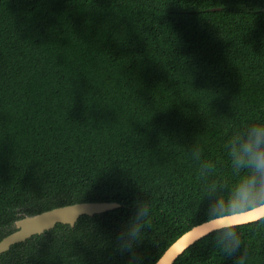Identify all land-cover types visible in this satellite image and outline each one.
Masks as SVG:
<instances>
[{"label":"trees","instance_id":"trees-1","mask_svg":"<svg viewBox=\"0 0 264 264\" xmlns=\"http://www.w3.org/2000/svg\"><path fill=\"white\" fill-rule=\"evenodd\" d=\"M264 124V0H0V239L23 215L81 216L11 246L0 264H153L227 213L251 169L235 146ZM137 201L147 216L135 215ZM139 226L133 252L121 231ZM211 232L172 264H264V218Z\"/></svg>","mask_w":264,"mask_h":264},{"label":"clouds","instance_id":"clouds-1","mask_svg":"<svg viewBox=\"0 0 264 264\" xmlns=\"http://www.w3.org/2000/svg\"><path fill=\"white\" fill-rule=\"evenodd\" d=\"M234 155V162L251 169V174L239 184L233 198L228 202L232 210L209 217V222L215 225L213 231L220 233L219 243L222 250L229 257L241 250L242 241L236 228L241 225L239 221L246 220L244 213H257V219L264 213V124L253 125L247 136L237 141ZM136 204L137 218L147 216L145 205L141 201ZM140 235L139 226L121 231L117 237L119 249L133 252L134 246L140 241ZM247 258V250L244 249L235 264H246Z\"/></svg>","mask_w":264,"mask_h":264},{"label":"water","instance_id":"water-1","mask_svg":"<svg viewBox=\"0 0 264 264\" xmlns=\"http://www.w3.org/2000/svg\"><path fill=\"white\" fill-rule=\"evenodd\" d=\"M120 207L115 202H77L57 206L34 215H23L13 222V231L0 239V254L11 246L24 242L35 235H41L54 228L56 224L73 227L81 216H93ZM246 220L239 223L247 224L264 218V213L257 219V213H244ZM215 225L209 220L189 227L176 237L160 254L153 264H172L182 252L194 242L213 232ZM193 239H196L191 243Z\"/></svg>","mask_w":264,"mask_h":264},{"label":"flooded vegetation","instance_id":"flooded-vegetation-1","mask_svg":"<svg viewBox=\"0 0 264 264\" xmlns=\"http://www.w3.org/2000/svg\"><path fill=\"white\" fill-rule=\"evenodd\" d=\"M71 228V227H70Z\"/></svg>","mask_w":264,"mask_h":264}]
</instances>
